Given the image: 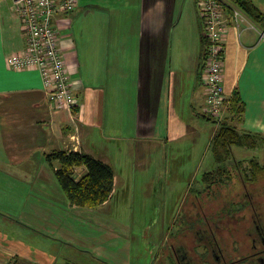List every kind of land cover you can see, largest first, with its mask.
<instances>
[{
  "label": "crops",
  "instance_id": "obj_1",
  "mask_svg": "<svg viewBox=\"0 0 264 264\" xmlns=\"http://www.w3.org/2000/svg\"><path fill=\"white\" fill-rule=\"evenodd\" d=\"M249 1L264 14V0ZM262 22L228 27L223 88L229 99L237 91L244 109L234 112L229 103L223 119L239 132L264 135ZM53 23L77 100L72 112L50 102L36 69L6 65L7 56L24 50L25 35L12 0H0V264H147V252L159 264L167 235L155 241V233L130 223L140 215L118 207L129 205L131 173H149L142 185L150 186L148 199L165 188L166 167L156 176L162 157L194 151L198 143L204 150L205 139L211 150L214 133L204 135L211 120L204 114L208 40L197 0H78ZM56 150L109 164V198L97 207L71 204L54 174L59 160L46 159ZM85 172L75 168V180ZM183 185L185 195L152 200L186 197L194 186Z\"/></svg>",
  "mask_w": 264,
  "mask_h": 264
},
{
  "label": "built area",
  "instance_id": "obj_2",
  "mask_svg": "<svg viewBox=\"0 0 264 264\" xmlns=\"http://www.w3.org/2000/svg\"><path fill=\"white\" fill-rule=\"evenodd\" d=\"M78 0H12V8L20 17L25 35V48L7 56L6 65L12 69H36L50 102L69 112L77 106L72 81L65 62L58 28L54 17L71 12ZM199 14L208 40L203 81L206 86L204 114L219 123L229 98L223 88V62L226 34L230 24L245 23L254 28L250 17L232 0H197ZM264 36V28L261 30Z\"/></svg>",
  "mask_w": 264,
  "mask_h": 264
},
{
  "label": "flooded vegetation",
  "instance_id": "obj_3",
  "mask_svg": "<svg viewBox=\"0 0 264 264\" xmlns=\"http://www.w3.org/2000/svg\"><path fill=\"white\" fill-rule=\"evenodd\" d=\"M238 176L241 185L247 186L241 191H232L235 187L231 186L224 194L212 192L204 182L192 187L186 208L173 220L185 217L181 220L187 223L180 227V236L164 246L168 251L159 264H264V196L258 197L264 192L254 195L241 173ZM229 182H221L219 187ZM259 185L264 189V184Z\"/></svg>",
  "mask_w": 264,
  "mask_h": 264
},
{
  "label": "trees",
  "instance_id": "obj_4",
  "mask_svg": "<svg viewBox=\"0 0 264 264\" xmlns=\"http://www.w3.org/2000/svg\"><path fill=\"white\" fill-rule=\"evenodd\" d=\"M232 1L256 24L263 21L260 26L262 29L264 28V14L252 2L249 0ZM229 103L234 108V112H242L244 109L237 91L229 99ZM217 125L210 140V149L215 165L210 171L203 173L206 175L203 178L206 188L214 192L216 185H220L224 181L229 182L232 177L229 166L239 168L234 171L236 174L241 173V179L246 184L264 182V163L255 157L235 159L233 153L234 147L264 148V135L254 132H239L225 119L220 120ZM46 159L49 163L59 160L60 167L54 169V174L71 204L97 207L106 201L112 193L114 185L112 167L92 155L73 150H56L47 154ZM81 166L85 167L86 172L76 181L73 170ZM191 189L190 193L193 191ZM258 197L262 198L261 194Z\"/></svg>",
  "mask_w": 264,
  "mask_h": 264
},
{
  "label": "rangeland",
  "instance_id": "obj_5",
  "mask_svg": "<svg viewBox=\"0 0 264 264\" xmlns=\"http://www.w3.org/2000/svg\"><path fill=\"white\" fill-rule=\"evenodd\" d=\"M207 123V122H206ZM217 123L213 120L208 121V126L205 125V131L204 135L208 136V133H214L217 128ZM206 141L204 140L205 147L204 150H197L198 145L194 149V151L187 150L184 151V154H181L176 157H169V158H161V163H157L156 170L161 169L159 172L156 173V176H160V173L164 171L166 172L164 175L160 176L162 180L164 181L165 188H156L153 190L152 195H148V199H144V194L147 195L150 189L149 184L147 185L148 188L142 187L144 182H147L149 173L146 172H140L138 174H130L131 177H136L133 179L134 183H136L135 187L131 188L129 190L128 196H129V205L126 206V202H123L119 204V211L120 212H132L134 215H140L141 218H138V220L130 222L133 226H135V229L138 230H145V233L153 234L155 233L156 240L158 242V235L159 233H162L164 231V236L168 235V242L172 240L175 236H180L182 233V230L180 229L181 226H184L187 222L185 220H181L185 217H180L179 220H175L176 215L180 211V209L186 208V197H178L176 199H167L162 201H155L153 199L161 198V197H171L174 196V191L179 193V195H185V191L187 189L185 188L186 184L189 180H191V184L195 186L203 183V178L206 175H203L204 171L211 170L214 167V161L213 156L211 153V150L206 148ZM180 147H186L184 144H181ZM190 149V148H189ZM234 154L235 159H240L241 157H244L245 159H250L252 157H255L257 160H259L261 163H264V148H256V149H247L243 147H234ZM167 162L174 166L172 170H170L169 167H167ZM183 162L184 166H180L179 169V163ZM165 165V166H164ZM178 167V168H176ZM145 167L138 168L139 170L145 169ZM176 168V169H175ZM172 171V172H170ZM175 172L176 175H172V173ZM231 174V182H229L227 185H223L222 187H219L220 185H216L215 189L216 191L219 190L221 194H224L226 191L229 192V189L232 187L233 189L243 190L247 186H242L239 181L238 173L233 169H230ZM202 179V180H201ZM178 183L176 186H178L177 189H173V186L175 183ZM264 182L257 183L255 185H258V188H255V185H249L248 188L250 191L254 193V195H258L255 193V191L264 192L263 185ZM167 186H170L166 189ZM190 188H192L190 186ZM254 188V189H252ZM192 190V189H191ZM124 192V191H123ZM219 194V193H218ZM190 196V195H188ZM261 196H264V194H261ZM202 198L205 197V194L201 195ZM166 201V202H165ZM156 203L154 207L152 206V203ZM167 210H169V213L167 214ZM188 211V210H187ZM145 214V215H142ZM157 214L158 216H155ZM178 225V229H177ZM169 226V227H168ZM180 229V232H179ZM179 233V234H178ZM178 234V235H177ZM152 236V235H151ZM156 251V250H155ZM145 258V261L147 264H153L155 263L154 254L151 253L145 254L143 257ZM142 259V258H141ZM142 264V263H141ZM168 264V263H164Z\"/></svg>",
  "mask_w": 264,
  "mask_h": 264
},
{
  "label": "snow or ice",
  "instance_id": "obj_6",
  "mask_svg": "<svg viewBox=\"0 0 264 264\" xmlns=\"http://www.w3.org/2000/svg\"><path fill=\"white\" fill-rule=\"evenodd\" d=\"M260 84H261V88L264 89V74L261 75Z\"/></svg>",
  "mask_w": 264,
  "mask_h": 264
}]
</instances>
